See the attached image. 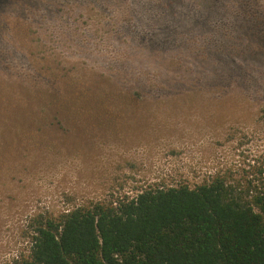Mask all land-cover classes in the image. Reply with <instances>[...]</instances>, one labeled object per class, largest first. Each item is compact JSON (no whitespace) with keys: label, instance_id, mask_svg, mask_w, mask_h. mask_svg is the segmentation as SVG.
<instances>
[{"label":"rangeland","instance_id":"374dc122","mask_svg":"<svg viewBox=\"0 0 264 264\" xmlns=\"http://www.w3.org/2000/svg\"><path fill=\"white\" fill-rule=\"evenodd\" d=\"M214 178L264 179V0H0V264L35 216Z\"/></svg>","mask_w":264,"mask_h":264},{"label":"trees","instance_id":"16d2710c","mask_svg":"<svg viewBox=\"0 0 264 264\" xmlns=\"http://www.w3.org/2000/svg\"><path fill=\"white\" fill-rule=\"evenodd\" d=\"M31 242L14 264H264V179L252 192L219 178L145 187L35 216Z\"/></svg>","mask_w":264,"mask_h":264}]
</instances>
